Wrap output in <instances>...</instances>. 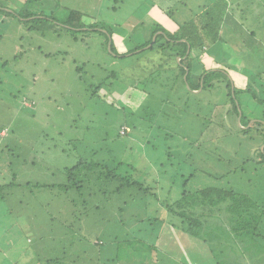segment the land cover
Here are the masks:
<instances>
[{
  "label": "rangeland",
  "instance_id": "rangeland-1",
  "mask_svg": "<svg viewBox=\"0 0 264 264\" xmlns=\"http://www.w3.org/2000/svg\"><path fill=\"white\" fill-rule=\"evenodd\" d=\"M206 1L0 0V132L5 135H0V251L6 259L21 253L18 264H44L60 256L59 264H70L64 258L73 254V264H264V224L263 237L236 238L228 233L229 214L219 212L222 205L199 208L218 226L216 237L199 235L205 246L154 198L136 190L119 197L97 195L100 209L86 213L80 200L71 202L74 193L68 197L60 189L64 169L74 166L88 145L99 147L110 166L132 165L140 181L154 184L156 176L158 202L177 200L184 180L195 173L189 189L229 188L264 208L262 132L256 126L262 106L249 94L248 101L238 97L239 120L228 111L227 88L229 81L231 91L250 90L264 100V20L258 17L257 27L249 29L257 32V42L238 35L240 59L221 63L220 71L229 65L223 68L227 79L220 75L203 92L200 87L194 93L184 77H176L170 65L179 59L171 64L167 50L117 57L142 46L156 27L174 33L193 17L189 9L196 16ZM229 4L231 14L235 1ZM240 5L251 17L264 16V0ZM71 11L82 15L81 32L66 25ZM211 29L217 30L205 31L208 45ZM234 30L222 28V38L236 36ZM212 46L193 50L191 58L198 53V62L215 71L219 64H213ZM195 81L189 78L191 86ZM123 129L127 136H119ZM8 241L15 246L6 252ZM0 264L9 262L1 257Z\"/></svg>",
  "mask_w": 264,
  "mask_h": 264
},
{
  "label": "trees",
  "instance_id": "trees-1",
  "mask_svg": "<svg viewBox=\"0 0 264 264\" xmlns=\"http://www.w3.org/2000/svg\"><path fill=\"white\" fill-rule=\"evenodd\" d=\"M234 1L236 8L234 9V11H232L231 14H229L228 7L230 4L226 0H207V8L204 11L200 12L201 10L198 11V9H196L198 11V15L195 16V12H193L192 9H189V12L192 13L191 16L193 17H190L189 19L185 20L181 25L178 24L174 33L171 34L169 32H166L165 30H162L159 27H156L151 31L150 38L146 42H144L142 46H137L132 51L125 54H121L122 56L117 55V57L122 59L132 56L134 54H142L145 51L155 52L157 50H162L166 52L167 50L168 61L171 64L175 62V58L179 59L178 64L174 63L176 64L175 67H172V65L169 64L172 71L177 74V76H175L181 78L186 77L184 83L186 85L188 84L187 86L189 90H193L194 92L201 87L203 92L205 84H207V86L213 87L215 82L219 81L220 75L225 76L227 79V75L225 73L226 71L223 68H229V65L226 63L222 67V71H220L219 67H221L220 65L223 62H226L228 60H230V62L233 61L230 59V55H228L230 50H233V52H237L238 48L240 50V47L238 45L239 41L237 39L238 35H240L243 39H251L252 41L250 42L257 41V32L249 29L257 27L254 26V21L258 17V20L260 21L261 19L262 21L264 20V16L256 14L251 17L248 14V8L245 7V5H240L241 0ZM184 6L188 7L187 2L184 3ZM261 6L263 7V5ZM238 14L240 15L238 16ZM81 18L82 15L77 11H71L68 14L66 25L72 27V29H70L69 31H82L81 27L83 26L79 24ZM36 20L40 21L45 19ZM75 24L77 26H75ZM210 28L217 29V32L215 31L213 33L211 29V34H209L208 36L211 37L209 42L212 44L208 45L205 42L207 40L206 38H204V35L205 31L207 32ZM222 28L233 29V33L235 31L234 29L238 31L236 36L232 33V36L222 38L226 36L224 33L221 32ZM158 31H162V33L156 35L154 39H152L153 35ZM97 32L101 33L98 30ZM200 33L203 36H201ZM105 36L106 42L110 41V51L112 52V34L106 30ZM240 42L243 44L242 41ZM217 43L220 44L218 45ZM172 44H174L177 48H170V45ZM211 46V52L214 55L217 54L215 59H212L213 64L215 61L217 62L216 64H219V66H214L215 71H210L211 68L206 70V67L203 66V64H201L200 62H198V60H200L198 55L194 58H191V53L193 50L197 49L199 51H205L207 47H209L208 49H210ZM225 50L228 53H226ZM220 51L221 54L219 57L218 52ZM240 55L241 53L239 54V56ZM195 67H197V70H199L200 72L199 76L196 77H194L193 74V72L195 73ZM176 77L175 79H178ZM189 78H196L197 81H195L193 86L189 84ZM98 88L100 87L98 86L93 88L94 94L98 92ZM227 88L230 92L228 96L231 100L230 109H228V111H230L236 117H238L240 114V120H242L243 116L242 110L240 109V104L238 103V97H240L243 93L251 95V97L256 102H258L260 106H262L261 119L259 122L257 121L256 126L262 132V158L264 162V100L257 99V97L251 94L250 90L238 91L233 87L234 89L231 91V85L229 81L227 83ZM33 105L34 104L32 103V105L26 106L32 107ZM125 129L123 130L125 131ZM250 129L251 128H248V130ZM128 132L125 131L122 134L119 133V136H127ZM2 133L3 132H0V135L5 137V135H2ZM98 148L99 147L93 149L90 148V146L85 145L83 148L84 151L82 152V154L80 152V155L78 156L79 159L76 161L74 166L64 169L66 181L63 185L60 186V189H62L63 192L68 194V197L70 196V194L74 193L75 198L71 199V202L74 204L77 199L80 200L82 204L81 211L87 213V211L91 210L92 208L95 210L100 209L99 202L97 201V195H101L105 198L108 196L119 197L124 191L136 190V193L139 195H142L144 197L151 196L152 198H154L157 202V206H160V208H163V210L166 209L168 213H171L176 218H178V221L180 222L183 231H185L191 237L198 238L200 241H203V245L205 246H208V242L206 240H202L200 236L206 239V237H208V234H212L214 237H216L215 231H217L218 226L217 224L210 223L211 221L208 222V219H210V217L212 216L206 217L203 212H200L199 208H201V210L203 211L208 208H218L222 205L219 212L224 209L225 212L229 214L228 222L230 223L229 225H231V229L228 232L229 234L232 232L234 237L236 238L241 234L248 238V236L250 237L251 233H253V238L258 236L263 237L259 233V230L264 224V208L259 207L257 205L258 203L252 201V199L248 195L238 193L229 188H217V186H207L203 188L195 187L194 189H189V185L196 180L195 173H191L189 177L184 180L180 197L177 200H174V202H166L165 200L158 202L156 186L159 185V182L155 180L156 176H154V184H148L149 181L147 179H142V181H140L138 180L136 175L137 171H134L132 165L123 162H113L114 164L110 166L106 163V158L100 156V150ZM162 174L164 176L167 175L166 172H163ZM11 186H13V184L9 185V187ZM33 187L43 190L49 188V186L42 188V186L40 185H35ZM0 188L3 187L0 186ZM50 188H54V186ZM167 194L168 197H165L166 199L170 197L169 193ZM157 206H154L152 208L158 209L159 207ZM118 208L119 210H123L122 207ZM256 210H259V215H255L254 213H252V211ZM148 219L149 221L153 220V218ZM201 232L205 236L201 235ZM215 240H218V238H216ZM100 244L102 243H96V245ZM7 245L8 248L11 249L10 251H12L14 249L15 243L13 241H8ZM73 248H75L74 243L72 244L71 249ZM19 255L22 254L19 253ZM76 258L79 257L76 256ZM64 259L70 260V264H73L76 261V259L75 261H73V254L69 255V257ZM13 260H16L15 257ZM61 260H63V258H61L60 256L55 260L45 259L44 264H59L62 262ZM14 264H18V262L15 261Z\"/></svg>",
  "mask_w": 264,
  "mask_h": 264
},
{
  "label": "crops",
  "instance_id": "crops-1",
  "mask_svg": "<svg viewBox=\"0 0 264 264\" xmlns=\"http://www.w3.org/2000/svg\"><path fill=\"white\" fill-rule=\"evenodd\" d=\"M226 1L229 2L230 0H226ZM254 42H255V41H254ZM256 42H257V41H256ZM200 51H201V50H200ZM200 51L198 50V53H199ZM225 52H226V50H225ZM198 53H195V56H197ZM226 53H228V52H226ZM238 53H239V54L241 53V51L239 50V48H238L237 52H233V50H230V52H229L228 55H230V57H231L230 59L234 61V60H238V59H240V56H238V55H239ZM232 54H233V55H232ZM233 67L236 69L235 66H233ZM197 69H198L197 67L194 68L195 73H200L199 70H197ZM243 91H244V90H243ZM198 92H199V91H197V92L194 91V93H198ZM240 97H245V98L242 99V101H244V100H247V101H248V100H249V98L247 97V94H245V93H243ZM244 103H245V102H244ZM245 105H246V104H245ZM260 119H261V118H260ZM10 250H11V249H9V248H8V245H7V250H6V252H9ZM18 255H19V254H18ZM19 256H22V255H19ZM1 257H2L3 259L5 258L4 254L0 251V258H1ZM9 259H10V258H9ZM9 259H6V258H5L4 260H6L7 262H9V264H12V263L14 264V262H15V261H19V260L21 259V257H17V259H16L15 261L12 260V259H10V260H9Z\"/></svg>",
  "mask_w": 264,
  "mask_h": 264
},
{
  "label": "water",
  "instance_id": "water-1",
  "mask_svg": "<svg viewBox=\"0 0 264 264\" xmlns=\"http://www.w3.org/2000/svg\"><path fill=\"white\" fill-rule=\"evenodd\" d=\"M189 48V47H188ZM186 77H184V80H185ZM239 120H240V114H239Z\"/></svg>",
  "mask_w": 264,
  "mask_h": 264
}]
</instances>
